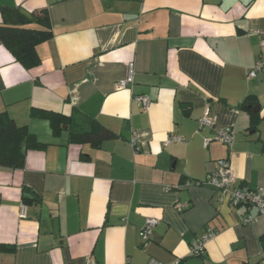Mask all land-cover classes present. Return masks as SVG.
<instances>
[{"label": "crops", "instance_id": "crops-1", "mask_svg": "<svg viewBox=\"0 0 264 264\" xmlns=\"http://www.w3.org/2000/svg\"><path fill=\"white\" fill-rule=\"evenodd\" d=\"M1 5L33 21L46 9L52 36L36 46L32 68L0 41V113L44 144L26 151L23 167L0 165V264H264V215L194 183L228 157L238 183L264 187V69L248 75L264 41V0ZM130 66L132 83L118 88ZM137 94L150 97L147 107ZM32 107L77 111L117 136L99 147L71 141ZM206 108L213 127L198 123ZM221 127L233 131L229 148L212 139ZM169 134L183 140L164 144ZM148 217L158 223L143 245ZM206 227L216 234L191 256Z\"/></svg>", "mask_w": 264, "mask_h": 264}, {"label": "trees", "instance_id": "trees-1", "mask_svg": "<svg viewBox=\"0 0 264 264\" xmlns=\"http://www.w3.org/2000/svg\"><path fill=\"white\" fill-rule=\"evenodd\" d=\"M0 41L9 49L14 58L26 68L40 64L36 46L52 36L51 24L46 9H41L33 21L14 6L1 5ZM33 24V25H32ZM247 104L245 99L241 106ZM31 116L48 120L53 134H58L66 128L71 141L87 142L94 147L107 139L117 136L112 130L99 125L90 117L77 111L71 115L60 112L32 107ZM259 118L254 119V125ZM44 144L28 131L26 126L15 124L6 112L0 113V165L10 168L23 167L26 151L30 148H40ZM23 200L27 201L24 188ZM260 244L264 251V235L260 236ZM9 250V247L3 246ZM242 264H259V262H243Z\"/></svg>", "mask_w": 264, "mask_h": 264}, {"label": "built area", "instance_id": "built-area-1", "mask_svg": "<svg viewBox=\"0 0 264 264\" xmlns=\"http://www.w3.org/2000/svg\"><path fill=\"white\" fill-rule=\"evenodd\" d=\"M264 69V41L262 42L261 52L256 59L254 65L249 70L248 75L250 77L256 76L258 72ZM132 67H129L127 77L120 79L116 86L123 88L128 86L133 81ZM135 101L141 102L144 107H147L150 103V97L146 94H137L133 96ZM199 125L213 127L214 115L209 113V109L206 108L203 114L198 119ZM233 131L230 127H221L214 130L212 139H215L226 147H230L233 142ZM183 138L179 135L169 134L164 140V144L170 142H180ZM209 142V139L205 140V144ZM131 143L134 145V139H131ZM217 167L210 173H208L202 180L195 181V184L205 185L211 187L214 191L218 192V196L221 200H225L231 205L239 206L246 205L256 210L258 215H264V187L251 188L243 183H238L236 176L234 175L230 161L228 157L218 159ZM188 184V183H187ZM186 205L178 204L177 208L184 209ZM26 206L25 204L20 205L19 217H26ZM251 214H246L243 221L247 222L252 219ZM158 223L156 218H146L140 231V238L145 245L150 239V230ZM216 234V230L211 227H206L203 233L197 237L189 247V254L191 256H201L205 249L206 242ZM85 264H95V261L86 257ZM122 264H128L125 261ZM146 264H162L156 259H149Z\"/></svg>", "mask_w": 264, "mask_h": 264}]
</instances>
